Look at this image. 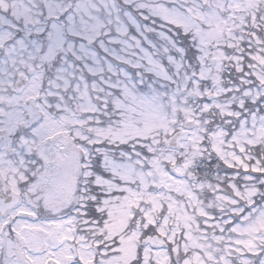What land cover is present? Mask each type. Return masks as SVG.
Masks as SVG:
<instances>
[{
    "label": "snow or ice",
    "instance_id": "obj_1",
    "mask_svg": "<svg viewBox=\"0 0 264 264\" xmlns=\"http://www.w3.org/2000/svg\"><path fill=\"white\" fill-rule=\"evenodd\" d=\"M0 264H264V0H0Z\"/></svg>",
    "mask_w": 264,
    "mask_h": 264
}]
</instances>
